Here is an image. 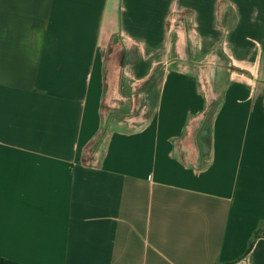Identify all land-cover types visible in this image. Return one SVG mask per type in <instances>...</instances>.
<instances>
[{"label": "crops", "instance_id": "obj_1", "mask_svg": "<svg viewBox=\"0 0 264 264\" xmlns=\"http://www.w3.org/2000/svg\"><path fill=\"white\" fill-rule=\"evenodd\" d=\"M0 264H264V0H0Z\"/></svg>", "mask_w": 264, "mask_h": 264}, {"label": "rangeland", "instance_id": "obj_2", "mask_svg": "<svg viewBox=\"0 0 264 264\" xmlns=\"http://www.w3.org/2000/svg\"><path fill=\"white\" fill-rule=\"evenodd\" d=\"M145 83H141L140 81H139V83H138V100H137V102H138V105H143V93H142V90H141V88L143 87H145V85H144Z\"/></svg>", "mask_w": 264, "mask_h": 264}]
</instances>
